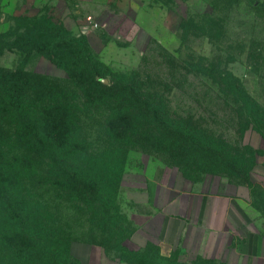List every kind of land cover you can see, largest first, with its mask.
<instances>
[{"label": "rangeland", "instance_id": "374dc122", "mask_svg": "<svg viewBox=\"0 0 264 264\" xmlns=\"http://www.w3.org/2000/svg\"><path fill=\"white\" fill-rule=\"evenodd\" d=\"M88 17L96 29L88 26ZM54 25L94 57L102 84H136L174 122L219 151L218 156L167 147L131 152L112 226L75 207L74 200L53 195L46 179L36 195L49 209L41 217L43 227L61 242H74V264L85 254L84 242L114 259L132 260L129 241L145 209L129 197L160 171L208 191H220L223 182L254 185L264 211V0H0V69L46 79L83 104L69 75L75 64L66 63L72 51H56V61L28 47L3 48L16 46L20 36L42 47ZM101 113L81 109L86 118ZM98 131L86 125L88 136Z\"/></svg>", "mask_w": 264, "mask_h": 264}, {"label": "trees", "instance_id": "16d2710c", "mask_svg": "<svg viewBox=\"0 0 264 264\" xmlns=\"http://www.w3.org/2000/svg\"><path fill=\"white\" fill-rule=\"evenodd\" d=\"M53 29L42 47L20 36L16 46L3 48L28 47L42 56H56V61V51H72L66 63L75 64L69 75L83 104L69 100L46 79L0 69V264L75 263L74 242H61L53 229L43 227L41 217L49 209L36 195L46 179L53 195L74 200L75 207L112 226L131 152L167 147L176 153L219 155L136 84H102L94 57L61 26ZM82 108L102 113L86 118ZM87 124L99 129L93 137L85 132ZM96 145L99 154L92 151Z\"/></svg>", "mask_w": 264, "mask_h": 264}, {"label": "crops", "instance_id": "0c3cea01", "mask_svg": "<svg viewBox=\"0 0 264 264\" xmlns=\"http://www.w3.org/2000/svg\"><path fill=\"white\" fill-rule=\"evenodd\" d=\"M130 200L145 209L130 239L132 260L82 244L80 264H264V211L254 185L208 191L160 171Z\"/></svg>", "mask_w": 264, "mask_h": 264}, {"label": "built area", "instance_id": "2783aa9c", "mask_svg": "<svg viewBox=\"0 0 264 264\" xmlns=\"http://www.w3.org/2000/svg\"><path fill=\"white\" fill-rule=\"evenodd\" d=\"M87 24L88 26L93 27L95 29L98 27L97 22L92 17L87 18Z\"/></svg>", "mask_w": 264, "mask_h": 264}]
</instances>
